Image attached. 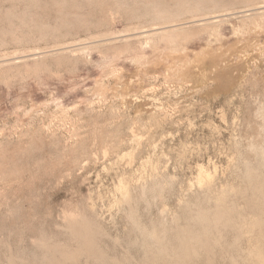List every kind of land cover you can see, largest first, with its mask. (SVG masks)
<instances>
[{
    "label": "rangeland",
    "instance_id": "rangeland-1",
    "mask_svg": "<svg viewBox=\"0 0 264 264\" xmlns=\"http://www.w3.org/2000/svg\"><path fill=\"white\" fill-rule=\"evenodd\" d=\"M176 1L0 0V264H55L78 246L70 221L91 229L97 255L140 264L139 229L171 250L190 212L217 205L240 221L213 230L209 264H251L264 2ZM161 10L181 14L168 22L181 37L133 35L169 29L151 19Z\"/></svg>",
    "mask_w": 264,
    "mask_h": 264
},
{
    "label": "bare ground",
    "instance_id": "bare-ground-1",
    "mask_svg": "<svg viewBox=\"0 0 264 264\" xmlns=\"http://www.w3.org/2000/svg\"><path fill=\"white\" fill-rule=\"evenodd\" d=\"M203 1H205V0H203ZM234 1H236V0H234ZM178 2H177V4H178ZM200 2H201V0H200ZM209 2H212V1H209ZM231 2H233V1L231 0ZM257 2H259V0ZM262 2H264V0ZM155 3H154V5H155ZM186 3H187V1H186ZM205 3H207V2H205ZM215 3H212V4L215 5ZM250 3L252 4L253 2H250ZM250 3H249V5H250ZM202 4H203V2H202ZM254 4H255V2H254ZM214 5H212L211 8L215 9L216 5L215 6ZM210 6H205V8L206 7L208 8ZM174 7H177V6H174ZM181 7H182V5H181ZM183 7L185 9L188 6H183ZM196 7H198V6H196ZM203 7H201V8L203 9ZM199 8H200V6H199ZM244 8H245V6H244ZM255 8H254V10H256V11L259 10V7H257L256 9ZM261 8H263V7H260V9ZM186 9H188V8H186ZM248 9H249V7H248ZM248 9L245 8V10H247V11H248ZM164 10H163V12H164ZM195 10L197 11V9H195ZM205 10H207V9H205ZM212 10H210V11L207 10L206 13L211 12ZM156 11H153V12H155L154 14H156V15L153 16L151 19L157 20V21H162L161 22L162 24H163V21L165 24H167L168 22L170 24H172L175 22V19H177V17H179V15H181V14H179V15L176 14V12L173 13V15H171V14L167 15V14H164L162 12V10L160 11L162 13L158 12V14H157ZM225 11H227V10H225ZM153 12H152V14H153ZM172 12H173V10H172ZM214 12L218 13V11H214ZM142 13H144V11ZM180 13H182V12H180ZM203 13H204V11H203ZM232 13H230V14H232ZM237 13L239 15L242 14L241 17L244 16V14H245L243 9L241 12L239 11ZM258 14H259V12H258ZM144 15H145V13H144ZM207 15H211V14H207ZM173 16H175L176 18ZM203 16H205V15H203ZM252 16H255V13ZM261 16H263V14ZM198 17H200V15ZM218 17L220 18V16H217V15L213 16V17L211 16L210 18L199 19V21H204L207 23H208V21L214 22V20ZM223 18H224V16H223ZM193 20H196V19H193ZM224 20H226V19H224ZM218 21H219V19H218ZM196 22H197V20H196ZM153 23H155V22H153ZM161 23H159V24H161ZM169 23L167 24L168 25L167 27L169 29H165L166 25H164V24H163L164 27H162L163 25L162 26L158 25L159 27H157V26L154 27V26L150 25L148 27V29L143 31L142 33H135V34L133 33V35L139 37L140 35L145 34L146 36L148 35L149 37H152V38L159 37V36H165V38L167 36V38H170V35L172 33L183 34L186 32L185 31L186 29L179 28V27H177L178 25H176V24L170 25ZM83 24H84V21H83ZM81 25H82V23H81ZM146 27L147 26H145L143 28H146ZM143 28L140 30H143ZM136 29H138V28H136ZM180 34H179V36H180ZM133 35H131V37ZM177 35H176V37H177ZM185 36H186V34H185ZM67 48H65V49H67ZM9 61H7V62H9ZM245 179L248 181L247 182V189L250 192V197L248 200L247 208H248L249 213L251 215L250 221L247 224V227H245V230H247V232L252 233L254 235V238L249 239L250 248L248 251V257L251 258V260H252L251 264H264V174H261V175L247 174L245 176ZM254 180H256V182H254ZM188 217H189L190 221L192 222L193 228H186V227L179 228V230L173 236V239L176 242V246L174 248H172L171 250H168L167 247L165 246L164 236L161 233L159 234L158 232H156L155 229H153L150 232H148L145 229H139V230H142L141 236H140V238L142 240V244H141L142 245V255H141L142 259H141V261H139V263L140 264H209L210 253L212 251L213 245L216 244V242H217L216 239L212 236V233L214 232L213 230L218 229L221 226L235 228L237 226V223L240 221L239 214H237L236 212H234L230 208L222 206V205H217L216 210L214 212H195V213L190 212ZM75 225H78L76 221H75V223L70 221L68 227L71 228L70 230L72 231L71 233L73 234L72 239L73 240L75 239L78 242V244H77L78 246L76 247V249L74 248L73 251H62L59 255V257H60L59 260L58 259L56 260V258H54L56 260L55 264H76L77 263L76 261L79 259V256L83 253H85L88 258L89 257L92 258L93 261H95L99 264H121V262H123V261L127 262L126 261L127 259H125V257H124L123 261H118L117 258H110V259L108 258L109 260H106V259L102 258V255L101 256L97 255L94 252L95 242H93L94 237L92 236L93 232L91 231V229L89 227H88L89 229L84 228L86 225H84V227H82L83 226L82 225L79 228H76ZM69 238H71V237H69ZM252 242H253V244H252ZM199 260H201L202 262H200ZM233 264H236V263L233 262Z\"/></svg>",
    "mask_w": 264,
    "mask_h": 264
}]
</instances>
